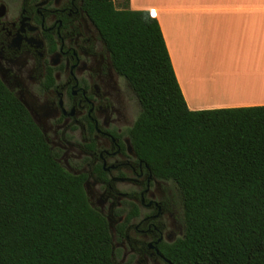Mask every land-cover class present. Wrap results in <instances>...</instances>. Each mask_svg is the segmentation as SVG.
Returning <instances> with one entry per match:
<instances>
[{"label": "trees", "instance_id": "1", "mask_svg": "<svg viewBox=\"0 0 264 264\" xmlns=\"http://www.w3.org/2000/svg\"><path fill=\"white\" fill-rule=\"evenodd\" d=\"M139 103L137 155L183 205L176 264H264V105L191 110L156 17L85 0ZM0 264H115L104 216L0 79Z\"/></svg>", "mask_w": 264, "mask_h": 264}, {"label": "flooded vegetation", "instance_id": "2", "mask_svg": "<svg viewBox=\"0 0 264 264\" xmlns=\"http://www.w3.org/2000/svg\"><path fill=\"white\" fill-rule=\"evenodd\" d=\"M0 79L82 180L107 221L115 264H176L181 196L137 155L139 103L85 0H0Z\"/></svg>", "mask_w": 264, "mask_h": 264}, {"label": "crops", "instance_id": "3", "mask_svg": "<svg viewBox=\"0 0 264 264\" xmlns=\"http://www.w3.org/2000/svg\"><path fill=\"white\" fill-rule=\"evenodd\" d=\"M158 20L191 110L264 105V0H128Z\"/></svg>", "mask_w": 264, "mask_h": 264}, {"label": "rangeland", "instance_id": "4", "mask_svg": "<svg viewBox=\"0 0 264 264\" xmlns=\"http://www.w3.org/2000/svg\"><path fill=\"white\" fill-rule=\"evenodd\" d=\"M121 2H122V0H115V5L117 7H120L121 6ZM138 109L140 110V107H138Z\"/></svg>", "mask_w": 264, "mask_h": 264}]
</instances>
